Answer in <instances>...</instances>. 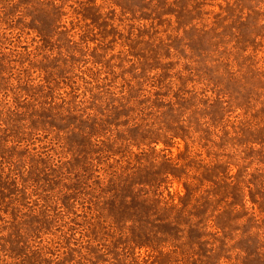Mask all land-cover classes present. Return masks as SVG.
<instances>
[{"label":"rangeland","instance_id":"obj_1","mask_svg":"<svg viewBox=\"0 0 264 264\" xmlns=\"http://www.w3.org/2000/svg\"><path fill=\"white\" fill-rule=\"evenodd\" d=\"M0 264H264V0H0Z\"/></svg>","mask_w":264,"mask_h":264}]
</instances>
